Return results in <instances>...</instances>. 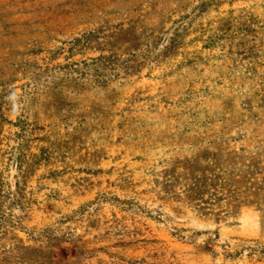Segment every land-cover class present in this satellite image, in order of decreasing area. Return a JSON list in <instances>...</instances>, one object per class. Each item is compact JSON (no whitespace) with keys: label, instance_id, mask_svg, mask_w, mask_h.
<instances>
[{"label":"rangeland","instance_id":"374dc122","mask_svg":"<svg viewBox=\"0 0 264 264\" xmlns=\"http://www.w3.org/2000/svg\"><path fill=\"white\" fill-rule=\"evenodd\" d=\"M0 264H264V0H0Z\"/></svg>","mask_w":264,"mask_h":264}]
</instances>
